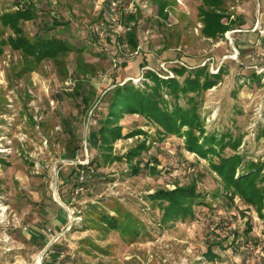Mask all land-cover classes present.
I'll use <instances>...</instances> for the list:
<instances>
[{
    "label": "rangeland",
    "instance_id": "rangeland-1",
    "mask_svg": "<svg viewBox=\"0 0 264 264\" xmlns=\"http://www.w3.org/2000/svg\"><path fill=\"white\" fill-rule=\"evenodd\" d=\"M25 6L35 17L18 22L22 35L64 40L66 56L34 67L8 45L14 34L2 18ZM199 6L0 0V264H36L37 257L38 264H264V208L224 196L209 166L215 155L187 151L183 132L163 133L138 115L119 121L122 136H133L113 144L114 159L104 162L93 140L105 115L99 101L115 86L143 89L151 85L148 72L168 79L175 68L202 69L215 86L188 96L205 135L230 134L239 147L220 155L259 162L264 175V80L256 73L264 65V0H222L226 31L214 39L201 34ZM139 144L145 149L131 161L140 168L134 174L123 157ZM191 180L202 195L194 215L160 224L149 196ZM101 212L136 234L107 230Z\"/></svg>",
    "mask_w": 264,
    "mask_h": 264
},
{
    "label": "trees",
    "instance_id": "trees-1",
    "mask_svg": "<svg viewBox=\"0 0 264 264\" xmlns=\"http://www.w3.org/2000/svg\"><path fill=\"white\" fill-rule=\"evenodd\" d=\"M194 1L200 2L198 14L203 23L201 30L203 37L214 39L222 35L226 31L225 26L221 23L222 0ZM163 8L164 5H161L160 2L159 15L166 18ZM34 15V10L25 6L22 10H17V12L2 18L3 23L8 25L14 34V38H9L8 45L13 50L20 52L31 66H39L46 60L57 62L71 51L66 41L52 36H35L29 41L22 35L18 22L21 20L30 21L34 19ZM126 35L131 47H137L133 33L130 32ZM260 40L264 45V37H261ZM172 71L174 77L168 79H161L155 73L148 72L146 77L151 85L145 84L143 89H139L127 82L115 86L106 93L103 100L99 101V103L105 104V115L93 140L96 141L102 159L104 162L114 159L113 144L123 137L133 136V134L122 136L121 126H119L121 118L124 115H138L156 125L163 133L177 135L183 132L187 151L195 153L201 158H206L208 154L215 155L216 162L209 160V166L218 177L224 196L231 201L237 197L244 204L258 205V210H261L264 208L262 164L259 162L242 164V158L235 153L230 156L220 155L225 148L235 152L239 147V141L234 140L230 134L219 138L205 135L199 108L195 104L194 97L188 96L189 93H200L215 86V77H207L202 69L189 72L183 68H175ZM181 77H184L182 83L177 80ZM179 98H186V105L178 104ZM95 112L99 113V105L95 107L93 114ZM144 149L145 145L139 144L136 148L128 150L123 157L130 164L134 174H137L140 168L138 164L132 166L131 161ZM116 159L122 160L121 158ZM152 161L157 164L155 159ZM0 163L4 162L0 161ZM94 164V160L88 163L89 166ZM79 168L82 167L78 166L75 172L79 173ZM201 198L202 195L196 190L195 180H191L184 186H175L173 190H158L149 196L151 203L160 213V224L162 225L178 219L191 218L194 215L193 207L200 204ZM118 218L119 216L113 218L105 212L99 213L100 224L107 230H128V233L134 236L137 230L134 227L129 230L127 225L122 226Z\"/></svg>",
    "mask_w": 264,
    "mask_h": 264
},
{
    "label": "built area",
    "instance_id": "built-area-1",
    "mask_svg": "<svg viewBox=\"0 0 264 264\" xmlns=\"http://www.w3.org/2000/svg\"><path fill=\"white\" fill-rule=\"evenodd\" d=\"M152 72H154L157 76L160 77V74H159L158 72H156L155 70L152 71ZM256 73H257L258 75H262V79L264 80V68H259V70L256 71ZM51 103H52V102H51Z\"/></svg>",
    "mask_w": 264,
    "mask_h": 264
},
{
    "label": "crops",
    "instance_id": "crops-1",
    "mask_svg": "<svg viewBox=\"0 0 264 264\" xmlns=\"http://www.w3.org/2000/svg\"><path fill=\"white\" fill-rule=\"evenodd\" d=\"M241 32H243V31H246V29L245 28H242V30H240ZM257 68V67H256ZM261 68H264V65H261ZM5 207V206H4ZM6 208V207H5ZM7 209V208H6ZM7 212V211H6ZM43 254V253H42Z\"/></svg>",
    "mask_w": 264,
    "mask_h": 264
},
{
    "label": "bare ground",
    "instance_id": "bare-ground-1",
    "mask_svg": "<svg viewBox=\"0 0 264 264\" xmlns=\"http://www.w3.org/2000/svg\"><path fill=\"white\" fill-rule=\"evenodd\" d=\"M0 211H5V209L0 208ZM38 261H39V257H37V259H36V264H38Z\"/></svg>",
    "mask_w": 264,
    "mask_h": 264
}]
</instances>
